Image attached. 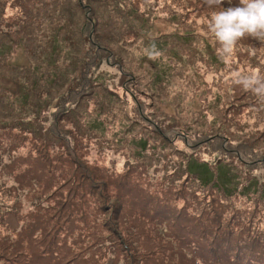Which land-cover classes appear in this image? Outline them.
I'll return each instance as SVG.
<instances>
[{
	"label": "rangeland",
	"instance_id": "374dc122",
	"mask_svg": "<svg viewBox=\"0 0 264 264\" xmlns=\"http://www.w3.org/2000/svg\"><path fill=\"white\" fill-rule=\"evenodd\" d=\"M220 10L0 0V264H264V55L221 60Z\"/></svg>",
	"mask_w": 264,
	"mask_h": 264
},
{
	"label": "clouds",
	"instance_id": "9594fccd",
	"mask_svg": "<svg viewBox=\"0 0 264 264\" xmlns=\"http://www.w3.org/2000/svg\"><path fill=\"white\" fill-rule=\"evenodd\" d=\"M223 3L224 0H205L209 8L221 9L213 11L207 21V27L218 45L217 55L228 65L233 61L238 42L245 37L254 38L264 45V0H240L239 6L226 9L221 7ZM149 55L155 58L160 53L153 52ZM231 80L233 84L241 86L264 101V76L256 71H233Z\"/></svg>",
	"mask_w": 264,
	"mask_h": 264
},
{
	"label": "trees",
	"instance_id": "16d2710c",
	"mask_svg": "<svg viewBox=\"0 0 264 264\" xmlns=\"http://www.w3.org/2000/svg\"><path fill=\"white\" fill-rule=\"evenodd\" d=\"M224 4V5H223ZM222 4L223 8H228V7H236L240 5V0H231V3L224 1V3ZM198 17V14H195ZM204 25V23H203ZM241 41H247L248 45L251 46L250 49L254 51L253 56L255 57V59L257 58L258 55H264V49H263V45L256 39L249 37L248 40H240L238 42V44ZM237 44V46H238ZM236 46V47H237ZM100 65L98 64L97 67H99ZM22 123L24 124V122L22 121ZM145 145V144H144ZM77 161L74 159V164H76ZM82 167L80 166L77 169V173L74 174L75 178H78L79 176L82 177V179L84 180V182H86V187L90 190V192L93 194H89L87 192V189L82 188V186L77 185L76 187H71L69 188V192L74 191V193H77L78 190L82 191L84 194L90 195L92 197H94V194H99V197H102V195H105L104 190L107 189H113V192H111L112 196H114L113 198H109L111 201V206H106L107 207H112V209L117 212V211H122L124 208V203H125V189L124 190H120L121 193H118L117 190L110 185V183L106 182V181H102L101 179L98 178V176L95 174L94 168H92L89 164H87L86 166L83 164V162H81ZM104 171H106L107 173H109V170L107 169H103ZM123 171V170H121ZM121 175V172L119 173V175H115L116 178H119L118 176ZM90 183V184H89ZM100 188H103V190L100 192ZM120 200L122 203H118L117 200ZM64 204H62L60 207L65 209V207L63 206ZM53 238V236H52ZM210 253L214 254L215 251L213 248H211L209 250ZM234 261V260H233Z\"/></svg>",
	"mask_w": 264,
	"mask_h": 264
}]
</instances>
